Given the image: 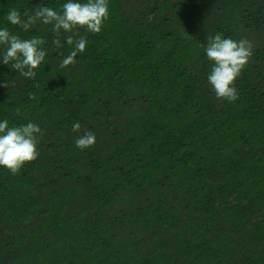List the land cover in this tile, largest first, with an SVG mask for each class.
Instances as JSON below:
<instances>
[{
	"label": "trees",
	"instance_id": "obj_1",
	"mask_svg": "<svg viewBox=\"0 0 264 264\" xmlns=\"http://www.w3.org/2000/svg\"><path fill=\"white\" fill-rule=\"evenodd\" d=\"M65 2L0 0L47 50L34 79L0 62V121L42 129L36 160L0 166V264H264V0H109L60 68L69 33L5 14ZM217 33L253 44L235 101L207 80Z\"/></svg>",
	"mask_w": 264,
	"mask_h": 264
},
{
	"label": "clouds",
	"instance_id": "obj_2",
	"mask_svg": "<svg viewBox=\"0 0 264 264\" xmlns=\"http://www.w3.org/2000/svg\"><path fill=\"white\" fill-rule=\"evenodd\" d=\"M110 18L109 0H66L59 9L38 5L34 10L13 7L5 19L11 25H18L27 32L36 23L52 25L57 34L53 41L54 48H61L60 32L69 33L65 37L67 45L71 46L69 54L64 56L60 68H66L76 62V56L83 53L87 47V39L77 33L78 28H84L90 33H99L105 22ZM205 53L212 62L207 76L218 99L235 101L239 97L235 87L236 79L249 63L253 55V44L245 38L234 40L222 33L207 36ZM46 40L33 36L30 39L21 38L8 27L0 28V62L11 65L24 78L36 77V69L45 62L47 50ZM10 81L4 87H10ZM30 98L31 97L30 94ZM20 112L19 109L16 110ZM79 122L72 126L73 132H80ZM42 138L39 124L29 121L25 124L11 125L7 119L0 121V166L7 168L12 175L20 172L25 163L36 160L40 156L38 146ZM96 143V136L91 131H84L75 140V147L80 150L90 148Z\"/></svg>",
	"mask_w": 264,
	"mask_h": 264
},
{
	"label": "rangeland",
	"instance_id": "obj_3",
	"mask_svg": "<svg viewBox=\"0 0 264 264\" xmlns=\"http://www.w3.org/2000/svg\"><path fill=\"white\" fill-rule=\"evenodd\" d=\"M186 23V22H185ZM187 24V23H186Z\"/></svg>",
	"mask_w": 264,
	"mask_h": 264
}]
</instances>
